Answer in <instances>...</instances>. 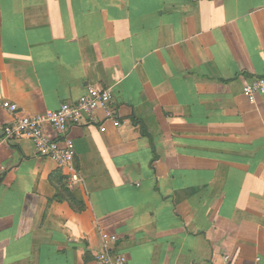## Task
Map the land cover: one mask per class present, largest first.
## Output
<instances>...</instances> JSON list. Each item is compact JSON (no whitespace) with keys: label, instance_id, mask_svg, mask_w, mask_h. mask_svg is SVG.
Listing matches in <instances>:
<instances>
[{"label":"crops","instance_id":"obj_1","mask_svg":"<svg viewBox=\"0 0 264 264\" xmlns=\"http://www.w3.org/2000/svg\"><path fill=\"white\" fill-rule=\"evenodd\" d=\"M261 76L264 0H0V135L113 96L70 169L0 145V264H97L102 234L125 264H264Z\"/></svg>","mask_w":264,"mask_h":264},{"label":"built area","instance_id":"obj_2","mask_svg":"<svg viewBox=\"0 0 264 264\" xmlns=\"http://www.w3.org/2000/svg\"><path fill=\"white\" fill-rule=\"evenodd\" d=\"M242 95L254 103L258 96H264V76L254 78L242 86ZM111 89L98 90L88 86L86 93L73 103H62L55 111H47L32 116L16 118L3 126L0 135V145L10 144L21 139H29L35 153L40 158L53 161L59 169H70L74 163V144L69 137L70 128L77 125H96L97 111L109 112L112 102ZM3 108L13 113L15 108L3 103ZM116 125L119 126L118 122ZM100 132L105 128L100 126ZM77 179L76 174L71 176ZM103 250L95 255L97 264H125L126 257L115 253L112 246L118 237L112 234H102ZM224 264H234L230 255L223 256Z\"/></svg>","mask_w":264,"mask_h":264},{"label":"trees","instance_id":"obj_3","mask_svg":"<svg viewBox=\"0 0 264 264\" xmlns=\"http://www.w3.org/2000/svg\"><path fill=\"white\" fill-rule=\"evenodd\" d=\"M59 192H60V193H64V192H66V191H65L63 188H60V189H59ZM63 197H64L65 199H67V201L69 202L70 206L72 207L73 204H74V201H73V198L70 196V194H68V193L66 192V194H65V193L63 194Z\"/></svg>","mask_w":264,"mask_h":264}]
</instances>
